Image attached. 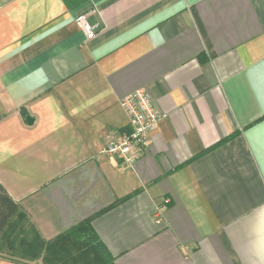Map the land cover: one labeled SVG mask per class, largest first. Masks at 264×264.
I'll return each instance as SVG.
<instances>
[{
    "label": "crops",
    "instance_id": "obj_1",
    "mask_svg": "<svg viewBox=\"0 0 264 264\" xmlns=\"http://www.w3.org/2000/svg\"><path fill=\"white\" fill-rule=\"evenodd\" d=\"M141 89L161 119L129 166L103 149ZM0 185L115 264H264V0H0Z\"/></svg>",
    "mask_w": 264,
    "mask_h": 264
},
{
    "label": "trees",
    "instance_id": "obj_2",
    "mask_svg": "<svg viewBox=\"0 0 264 264\" xmlns=\"http://www.w3.org/2000/svg\"><path fill=\"white\" fill-rule=\"evenodd\" d=\"M90 223L88 219L56 239L45 241L0 185V247L14 257L28 261L42 259L43 264H115L105 259L101 243L92 238Z\"/></svg>",
    "mask_w": 264,
    "mask_h": 264
},
{
    "label": "built area",
    "instance_id": "obj_3",
    "mask_svg": "<svg viewBox=\"0 0 264 264\" xmlns=\"http://www.w3.org/2000/svg\"><path fill=\"white\" fill-rule=\"evenodd\" d=\"M96 10L79 14L75 21L83 27L88 39H94L99 29L90 21V16L96 14ZM121 106L127 112L129 117L130 130L124 133L118 142L108 143L103 153L107 156H118L126 165H134L146 151L149 145V136L155 129L161 119L154 101L148 91L141 89L127 95L121 101ZM169 203L168 200L156 208L154 214L157 217V223H161V212Z\"/></svg>",
    "mask_w": 264,
    "mask_h": 264
},
{
    "label": "water",
    "instance_id": "obj_4",
    "mask_svg": "<svg viewBox=\"0 0 264 264\" xmlns=\"http://www.w3.org/2000/svg\"><path fill=\"white\" fill-rule=\"evenodd\" d=\"M27 121H28L29 123H31V122H32V118L28 117V118H27Z\"/></svg>",
    "mask_w": 264,
    "mask_h": 264
}]
</instances>
